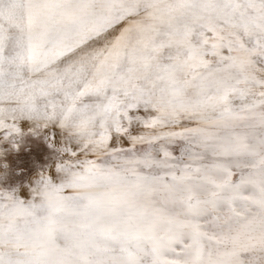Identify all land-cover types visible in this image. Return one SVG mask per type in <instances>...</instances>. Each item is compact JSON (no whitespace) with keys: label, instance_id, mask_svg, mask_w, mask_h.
Segmentation results:
<instances>
[{"label":"snow or ice","instance_id":"1","mask_svg":"<svg viewBox=\"0 0 264 264\" xmlns=\"http://www.w3.org/2000/svg\"><path fill=\"white\" fill-rule=\"evenodd\" d=\"M28 122L67 139L0 190V264H264V0H0Z\"/></svg>","mask_w":264,"mask_h":264},{"label":"rangeland","instance_id":"2","mask_svg":"<svg viewBox=\"0 0 264 264\" xmlns=\"http://www.w3.org/2000/svg\"><path fill=\"white\" fill-rule=\"evenodd\" d=\"M20 128L17 136L0 135V190L14 191L23 199L41 173L55 170V164L63 158L59 144L67 139V134L33 122L22 123ZM51 136H55L56 141L50 142Z\"/></svg>","mask_w":264,"mask_h":264},{"label":"bare ground","instance_id":"3","mask_svg":"<svg viewBox=\"0 0 264 264\" xmlns=\"http://www.w3.org/2000/svg\"><path fill=\"white\" fill-rule=\"evenodd\" d=\"M42 43H46V41L45 42H42Z\"/></svg>","mask_w":264,"mask_h":264}]
</instances>
